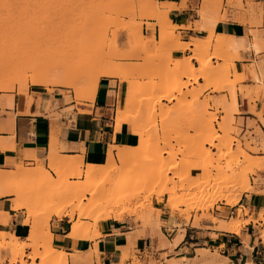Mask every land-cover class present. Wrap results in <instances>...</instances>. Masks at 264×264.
Masks as SVG:
<instances>
[{
  "label": "rangeland",
  "instance_id": "1",
  "mask_svg": "<svg viewBox=\"0 0 264 264\" xmlns=\"http://www.w3.org/2000/svg\"><path fill=\"white\" fill-rule=\"evenodd\" d=\"M169 8L170 5L163 7L155 0H0L2 71L9 72L13 66H18L21 72L29 75L28 65H18L17 59L39 54L49 56L48 65L54 67L57 76L67 74L65 78L70 75L68 78H72L77 72L75 65L73 69V63L67 64L64 69L58 65V60L70 52L72 46L80 48L92 58L100 59L104 65L122 66L127 70V81L123 84L127 87L129 105L125 114L130 119L134 117L141 126L139 137L150 147L120 172L114 170L107 173L99 169L86 174L83 166L86 162L81 156L74 157L81 161V165L57 168L58 173L50 170L51 158L44 164L31 167L23 165V174L16 182L24 188V200L30 213L43 212L51 206L70 208L77 204L85 205L92 195L87 190L89 187L97 193L120 187L122 191L119 192L124 197L121 196L122 199L115 194L123 202L119 199L117 210L126 209L129 214L125 219L130 220L135 227H157L160 211L155 207L162 206L175 213V224L180 229L189 222L197 226L202 220L211 221L212 216L221 222H232L236 215L243 212L245 214L238 217L241 228L246 225V221H250L258 235L264 232V208L258 211L261 216L258 212L252 215L243 205L248 194H264V149L261 147L264 136L252 120H247L243 130L242 119L235 118L238 111L232 108V93L238 90L242 94L244 88L238 84L245 79V75L240 78L234 68V60L239 59L238 50L242 47L224 46L218 39H210L214 33L213 20H254L252 25H248L251 39L247 46L254 51L251 45L257 42L259 48L254 52H264V0H202L200 10L207 13L208 19H199L194 26L205 31V36L184 42L188 47L184 50L190 54L182 58L171 55L172 51L177 50L175 41L179 36L174 34L176 26L167 18ZM156 11L159 12L156 17H149ZM161 30L171 35L165 43L158 37ZM144 31L151 32L150 37H146ZM193 39L197 41L191 45ZM138 43H144V46L134 50ZM190 45L192 48H189ZM201 49L203 52L198 56L199 60L194 59L195 52ZM156 57L159 58L147 61ZM177 59L183 63L179 64ZM187 64L194 67L197 75L207 64L212 67V72L202 78V84H198V76L193 79L192 76L184 75ZM258 64L252 63L249 70L251 75ZM253 80L260 81V78ZM165 83H171L173 90L163 91ZM41 88L49 94L58 91L64 95V100L77 102L74 89L63 86L28 84L25 92ZM209 88L225 94H204ZM261 89L260 84L254 86V99L258 98ZM14 91H17V84L13 90H0V93ZM163 95H167V99ZM244 95H249V91ZM66 110H71V107ZM47 115L50 118L60 116L56 107ZM208 125L214 133L206 130L210 127ZM115 152L112 149L113 155ZM62 157L58 149L54 160L59 161ZM103 160L92 163H101ZM46 169L50 175L42 178ZM156 172L165 173L164 179L160 180ZM243 174H247V185L244 184ZM65 183L77 191L57 200L56 196L61 194ZM227 188L229 199L235 202L232 206L239 205L233 214L234 218L226 220L215 216L221 206L231 207L223 198L211 201L208 193V197L200 199L202 201L197 202V197L193 198L204 192L216 195ZM192 200H195L194 203ZM10 242L18 247L14 254L7 247ZM31 242L27 235L20 240L18 237H6L0 231V248H7L10 253L9 258L0 257V264H42L39 259L36 263V258L28 256L34 251L43 250L45 240H40L38 246L30 245ZM27 248L29 252H26ZM197 252L200 258L193 260H204L205 264H212V259L217 257V251L210 253L202 249ZM128 256L136 264L134 255ZM201 264L204 263L201 261Z\"/></svg>",
  "mask_w": 264,
  "mask_h": 264
},
{
  "label": "crops",
  "instance_id": "2",
  "mask_svg": "<svg viewBox=\"0 0 264 264\" xmlns=\"http://www.w3.org/2000/svg\"><path fill=\"white\" fill-rule=\"evenodd\" d=\"M155 1L170 5L167 18L176 26L174 34L179 36L180 41L189 42L190 38L205 36V31L195 29L194 26L200 19L202 0ZM214 32L232 35L235 42L241 41L243 45L238 50L239 59L234 60L235 70L245 75V79L238 84L244 87L242 94L236 90L238 114H235V118L242 119L243 130L247 120L254 121L264 136V52L255 53L252 46L254 51L247 46L251 39L247 23L241 24L228 18L217 22ZM144 34L150 37L151 32L144 31ZM189 54L187 50L172 51L175 58ZM253 62L259 64L254 67L255 73L252 72L251 75L249 70ZM253 75H257V80L260 78V81L253 80ZM111 77L99 78L92 101L68 102L58 91L49 94L44 88L27 93H0V170L13 173L15 164L18 163L29 167L37 165L34 161H39V165L46 163L52 134L57 138L55 146L57 151L59 149L60 156H81L83 162L101 161L109 145H135L137 136L131 132L130 125L123 124L115 129V109L118 103L123 102L126 87L118 79ZM202 82L203 79L199 77L197 83ZM259 84L262 89L258 98L254 99L253 89ZM246 91H249V95H244ZM204 94L217 96L225 92L217 93L209 88ZM9 96L10 105L7 104ZM163 103L170 104L166 101ZM69 106L71 110H66ZM55 107L60 116L50 118L47 114ZM250 130H253V126ZM247 196L243 205L250 210V214L264 208V194L252 192ZM14 198L12 193L0 194V231L23 240L28 235L26 226L30 220L28 224H24L25 209L12 208ZM238 207L239 205L221 206L215 216L226 220L234 218L233 214ZM155 208L160 211L157 227H135L125 217L101 220L97 225L99 235L92 239L68 237V216L52 215L48 220L52 246L68 255L67 264H134V259L127 257V254L134 255L136 264H201V261L205 264L204 260H193L200 258L197 251L202 249L210 253L217 251L212 264H264V240L252 228L250 221L243 228L241 226L236 234L217 230L216 223L211 222L212 220H202L197 226L189 222L181 226V232L175 224V213L162 206ZM243 214L245 213L242 212V216ZM259 214L262 215L261 212ZM179 235L182 237L178 238ZM29 251L27 248L26 252ZM0 257L9 258V250L1 247Z\"/></svg>",
  "mask_w": 264,
  "mask_h": 264
},
{
  "label": "bare ground",
  "instance_id": "3",
  "mask_svg": "<svg viewBox=\"0 0 264 264\" xmlns=\"http://www.w3.org/2000/svg\"><path fill=\"white\" fill-rule=\"evenodd\" d=\"M159 4L163 7H166L169 5L167 3H159ZM158 13L159 12L157 11L155 13H151L149 14V17H156ZM207 17H208L207 13L204 10H200V20L206 21L208 19ZM221 19L224 20V18H221ZM252 21L254 22V20H251V21L241 20V24L247 23L248 25H252L251 24ZM217 22H220L219 19L213 20L214 24H216ZM158 37L162 43H165L171 38V35L161 30L159 32ZM210 39L211 40L218 39L221 42V44L224 46L234 45L237 47L239 46L238 48L243 47L241 41L239 43H237V41L235 42V38L232 35H226V34H220V33L214 32ZM196 41H197L196 39H193V42L191 43V45L195 44ZM175 45L177 46V50L183 51L184 49L188 48L187 45H185V43L180 41L178 38L175 41ZM143 46H144V43H138L136 48H133V49L136 50L137 48H142ZM251 46L256 50L259 48L257 42H253ZM132 51L133 50H131L130 52ZM202 52H203L202 49L196 51L194 59L199 60L198 56ZM157 58L159 57L149 58L147 61H152ZM177 60H179L178 61L179 64L183 63L181 59H177ZM58 61H59L58 65H62L63 69L65 68L67 64L73 63V69L75 65V69L77 71L75 72V74H73L74 77L68 78L71 76L70 75V76H67V78H65L67 74L64 75L65 77L57 76V73L55 74L54 72L55 70H53L54 67L52 68L48 65V63L50 62V58L47 55H39V54L38 55L37 54L36 55L34 54L25 55V56H21L20 58L18 57L17 63L18 65L27 64L30 74L26 75L25 72H21V70L18 69V66H13V69L11 71L9 70V72L8 70L7 71L5 70L6 72H4L2 71L3 68H0V72L1 71L3 72V73L2 72L0 73V90H3V91L13 90L16 84H17V92H24V93H25V90L28 84H32L36 86H44V87L63 86V87L74 89L73 91L75 92L74 95H76L75 97L77 101L78 100L79 101H92L94 98L95 92H96V88H97V84H98V80L100 76L116 77L118 78L119 83H124L127 81V76H126L127 70L123 69L122 66L112 67V66L104 65L100 59L92 58L89 55H86L83 50H81L80 48L76 46L74 47L72 46L71 51L62 55ZM193 68L194 67L191 64L185 65V68H184L185 70L183 72L184 75L192 76L193 79H196L197 76L201 78H205L212 72L211 70L212 67L209 64L205 65L203 69L198 72L199 75L195 74V71ZM237 74L239 75L240 78L244 77V74L242 72H238ZM256 76L253 75V78L257 79ZM165 84L162 89L163 91L168 92L170 90H173L174 87L171 86V83L170 84L165 83ZM163 96H164L163 98H166L167 95H163ZM127 99L128 98H127V87H126L124 100L121 104L118 103L115 109L114 126L118 128L123 124L130 125L131 132L138 137L136 144L135 145H124V146L110 145L111 147L108 148L106 152L104 153L103 162L101 163L86 162L83 164V166L86 168V174L90 172L92 173L94 170L98 171L99 169L103 171H107V173L109 172L111 173L114 170L116 172L117 171L120 172L121 169L125 167L126 164L131 163L133 159L137 158L141 154V152H143V150H146V149L150 150V147H147V144L143 141V139L139 137L140 133L142 132L141 126L133 119L134 117L130 119L125 114V112H127L126 111L127 106L129 105V102L127 101ZM231 99H232V108L234 110H237L235 92L232 93ZM10 102H11V96L8 97L7 104L10 105ZM8 129H11V127H8ZM206 130L210 131L211 134L213 132V128L211 126ZM51 136L52 137L49 141L50 149L48 151V157L49 159L51 158L50 160L51 163L49 164L50 170H52L55 173L56 172L58 173L57 168H67L70 166H78L79 164L81 165V161L77 160L74 157L63 156L61 160L55 161L54 157L57 153V146L55 145H56L57 138L55 139L53 137V134ZM262 144L263 146L261 147L264 149V139H263ZM112 149L116 150L114 155L112 153ZM251 161L252 160L248 162L250 163ZM34 162L37 164L40 163L39 161H34ZM15 168L16 169L15 171H13V173L0 170V194L2 195L10 194V193L14 194L15 198L13 200L12 208L13 209H18V208L25 209L26 217L23 220V223L28 224L30 220V223L28 224V235H27L28 238L32 240L31 242L32 244L30 245L38 246V243L40 240H45L44 245H43V250H40L39 252L34 251L32 254L33 257L32 255L28 256L29 258L39 259V261L42 262V264H67L68 255L63 250L56 249L52 246V234L49 230V224H48V220L52 215H55L56 217L68 216L69 218L68 221L70 223L68 237L92 239L99 235V232L97 230V225L100 220H109V219L117 220L129 214L127 211H125L126 209L123 210L122 208L121 210L120 209L117 210L116 206L118 205V203L121 202V198L124 197L123 193L121 195L119 192L120 187L114 190H111V191H105V192H99V193L94 192V189L89 187L87 188V190L88 191L90 190L89 192H91L92 195L85 205L77 204L70 208H67L65 206H61V207L51 206L43 212H39L36 214L30 213L29 206L26 204L24 200V196H25L24 188L21 185L20 186L17 185V182H16L18 179H20V176L23 174L22 164L20 163L15 164ZM155 174H158V177L160 180L164 179L163 175L165 173L161 174V173L156 172ZM49 175L50 174L48 170L46 169V171H44L42 175V178H48ZM242 178H243L244 184L247 185L248 184L247 174H243ZM164 181L166 182V180ZM63 185H64L63 187L64 189L61 192V194H58V196H56L57 200H61L67 195H72L75 191H77L76 189H70L67 186V183ZM227 190L228 188L224 192L218 193L216 195H214V193L204 192V194L194 196L193 198L195 199V197H197L196 199L198 202V200L207 196L206 194L208 193V196L211 197V201H214L215 199L223 198L226 201L225 203L231 206L235 205V202L229 199L230 193H227L228 192ZM115 194H116V197L122 196L121 198H119L120 202H119V199L115 197ZM112 196H113L112 201H110V198ZM194 201L195 200H192L193 203ZM240 216H242V213L241 214L239 213L238 215H236V217L234 218L232 222H221L216 217H213V216L210 217V219L212 220L213 223H216V229L224 230V231H228V232H232L236 234L239 232V229H240V223H239L240 219L238 220V217ZM82 219H89L90 221L83 222ZM247 222L248 221H246L245 223ZM4 234L6 237L16 238L13 234H9L8 232H4ZM180 236L181 235H179L178 238H180ZM261 238L262 240H264V233L261 234ZM15 245L13 243L7 245V247H10L12 253L16 251V248H18ZM34 254L36 255L34 256ZM219 261L220 260H218V262Z\"/></svg>",
  "mask_w": 264,
  "mask_h": 264
}]
</instances>
